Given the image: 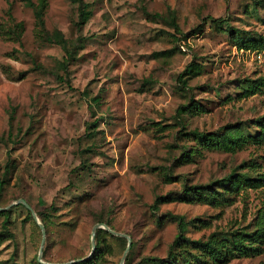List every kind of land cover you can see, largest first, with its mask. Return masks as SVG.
I'll use <instances>...</instances> for the list:
<instances>
[{
	"label": "rangeland",
	"instance_id": "rangeland-1",
	"mask_svg": "<svg viewBox=\"0 0 264 264\" xmlns=\"http://www.w3.org/2000/svg\"><path fill=\"white\" fill-rule=\"evenodd\" d=\"M83 1L89 14L79 23L75 0H46L41 26L24 0H0V206L19 198L31 206L50 262L87 255L96 222L131 239L125 251L127 238L102 228L104 264L165 256L178 233L168 212L209 221L188 225L192 238L251 223L264 209L262 182L242 185L223 208L151 204L184 183L232 171L264 176V141L228 150L204 147L192 134L260 129L263 91H242L244 78L261 71L233 56L229 27L264 35V0ZM218 16L225 21L211 18ZM54 31L67 49L46 38ZM189 63L197 72L184 85L176 77ZM8 209L13 235L0 242V264H34L40 225L24 203ZM222 264H264V243Z\"/></svg>",
	"mask_w": 264,
	"mask_h": 264
},
{
	"label": "trees",
	"instance_id": "trees-1",
	"mask_svg": "<svg viewBox=\"0 0 264 264\" xmlns=\"http://www.w3.org/2000/svg\"><path fill=\"white\" fill-rule=\"evenodd\" d=\"M27 4L34 8V13L39 25L43 26L44 9L46 0H24ZM78 7L79 23H84L88 17L89 10L86 9V3L83 0H75ZM215 21H225L224 17H211ZM231 37L238 47H248L256 49H264V35L261 33H242L233 26L229 27ZM46 38L51 42L60 44L67 49V40L62 35L61 31L46 33ZM185 36H187L185 34ZM164 52V51H162ZM189 63L184 70L177 74V81L186 85L189 79L197 71ZM243 95H251L257 92L264 91V72L258 73L256 77H246ZM183 111H190L189 105L182 106ZM196 112L203 111L200 105L194 104ZM260 129L253 134L245 135L240 133L237 126L228 128L222 133L204 132L192 130L193 138L197 139L204 147L235 150L240 147L245 141L261 142L264 141V115H261L258 121ZM233 130V131H231ZM251 165H248V168ZM255 182V183H254ZM262 182L264 184V176H251L247 170L241 173L232 171L230 174L216 179L210 183H195L187 184L178 190H170L163 194H158L151 207L156 209L158 204L169 200H198L205 201L213 206L223 208V206L231 204L233 198L231 193L237 192L242 185L256 184ZM4 181L0 179V195L2 192ZM220 188V189H217ZM6 206V205H5ZM3 214L2 228L0 230V242L5 236L11 237L13 233L8 227L9 209H0ZM166 215L174 220L178 227V233L169 245L168 252L165 256H152L145 258L146 261H151L154 264H222L234 257L248 256L261 251V246L264 243V209L260 210L254 217L251 223L238 226L230 231H211L206 236L192 238L185 233L188 225L202 228L209 226L207 219L193 217L186 219L184 215L179 213L168 212ZM110 226V224L105 221ZM251 225V227H249ZM106 233L102 227H99L95 233V249L87 256L70 264H104L105 254L108 247L102 245L101 233ZM131 245V243H130ZM130 247V246H129ZM86 256V255H84ZM82 256V257H84ZM127 259H125L126 261ZM34 264H43L35 259Z\"/></svg>",
	"mask_w": 264,
	"mask_h": 264
},
{
	"label": "water",
	"instance_id": "water-1",
	"mask_svg": "<svg viewBox=\"0 0 264 264\" xmlns=\"http://www.w3.org/2000/svg\"><path fill=\"white\" fill-rule=\"evenodd\" d=\"M18 202H22L24 203L25 205H27V207L31 210L32 212V215L34 216V218L37 220V222L39 223L40 225V228L42 230V239H41V244H40V247H39V251H38V254H37V260L43 264H70L74 261H78V260H81L83 258H86L87 256H89L95 249V232H96V229L98 227H102V228H105L107 229L108 231L112 232V233H115V234H119V235H123L127 238V246L125 248V251L129 248L130 246V243H131V239H130V236L126 233H123V232H120V231H117V230H114L112 229L111 227H109L106 223L104 222H96L94 223L93 227H92V230H91V250L90 252L84 256V257H80V258H77V259H70V260H67V261H62V262H50V261H45L42 259V245H43V242H44V225L43 223L38 219V217L36 216L34 210L31 208V206L23 199V198H19L15 201H13L12 203L10 204H14V203H18ZM9 205H6V206H0L1 209H5V208H8ZM125 254V253H124ZM124 259V255L122 256L121 258V262L123 261ZM121 264V263H120Z\"/></svg>",
	"mask_w": 264,
	"mask_h": 264
},
{
	"label": "built area",
	"instance_id": "built-area-1",
	"mask_svg": "<svg viewBox=\"0 0 264 264\" xmlns=\"http://www.w3.org/2000/svg\"><path fill=\"white\" fill-rule=\"evenodd\" d=\"M181 48L184 49V40L180 41ZM233 56L246 64L256 65L261 72H264V49L233 46ZM264 95V91H263Z\"/></svg>",
	"mask_w": 264,
	"mask_h": 264
}]
</instances>
